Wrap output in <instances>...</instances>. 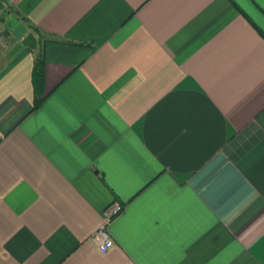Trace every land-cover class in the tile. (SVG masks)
<instances>
[{
  "label": "crops",
  "instance_id": "obj_1",
  "mask_svg": "<svg viewBox=\"0 0 264 264\" xmlns=\"http://www.w3.org/2000/svg\"><path fill=\"white\" fill-rule=\"evenodd\" d=\"M0 264H264V0H0Z\"/></svg>",
  "mask_w": 264,
  "mask_h": 264
},
{
  "label": "built area",
  "instance_id": "obj_2",
  "mask_svg": "<svg viewBox=\"0 0 264 264\" xmlns=\"http://www.w3.org/2000/svg\"><path fill=\"white\" fill-rule=\"evenodd\" d=\"M121 210L122 205L118 202H113L104 211L103 224L100 226V228L97 230L93 237L97 243L98 250L101 253L107 252L113 246V242L107 231V226L121 212Z\"/></svg>",
  "mask_w": 264,
  "mask_h": 264
},
{
  "label": "trees",
  "instance_id": "obj_3",
  "mask_svg": "<svg viewBox=\"0 0 264 264\" xmlns=\"http://www.w3.org/2000/svg\"><path fill=\"white\" fill-rule=\"evenodd\" d=\"M32 81L35 90V103L34 109H37L40 105L41 99V89L43 85V61L41 58L35 62V66L33 69Z\"/></svg>",
  "mask_w": 264,
  "mask_h": 264
}]
</instances>
